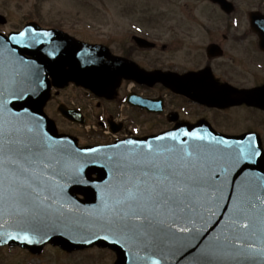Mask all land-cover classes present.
<instances>
[{
    "label": "water",
    "instance_id": "95a60500",
    "mask_svg": "<svg viewBox=\"0 0 264 264\" xmlns=\"http://www.w3.org/2000/svg\"><path fill=\"white\" fill-rule=\"evenodd\" d=\"M33 30L49 35H40L37 43ZM23 32V37L0 34V147L12 141L43 144L48 167L39 170L38 199L25 211L0 166V246L40 253L47 242L67 250L98 245L116 252V264H264V151L256 135L227 136L208 125L183 124L156 136L81 148L73 137L59 134L43 111L52 83L70 81L104 95L121 77L159 78L209 104L239 100L262 108L264 88L210 92L213 87L190 77L144 76L124 61L105 60L101 48L55 31L27 27ZM136 100L131 99L149 107ZM61 110L75 118L73 111ZM253 148L259 155H248ZM241 154L247 158L237 161ZM144 155L178 160L194 177L191 194L175 214L149 212L147 221L126 217L129 202L121 192L140 167L134 160ZM125 223L136 227L125 229ZM24 235L30 243L10 238Z\"/></svg>",
    "mask_w": 264,
    "mask_h": 264
},
{
    "label": "flooded vegetation",
    "instance_id": "af4514ba",
    "mask_svg": "<svg viewBox=\"0 0 264 264\" xmlns=\"http://www.w3.org/2000/svg\"><path fill=\"white\" fill-rule=\"evenodd\" d=\"M7 1L21 8L22 2L28 0H0V4ZM62 1L67 2L59 0L58 3ZM222 1L194 0L183 3V9H180L179 0H166L163 9L119 11L121 15L113 17L108 41L79 38L69 32L62 15L58 18L61 20L54 22L55 12L50 18L52 21L46 20L40 3H30L31 12L18 17L17 20L24 18L12 30L19 31L27 23H36L44 28L71 33L84 42L101 45L109 49L110 56L105 59L124 61L147 73L161 71L167 79L170 78L168 75L186 79L193 74L195 81L200 80V86L214 88L210 92L225 89L252 92L264 87V36L253 25L254 20L264 15V0ZM0 13L8 17L7 20L11 18L5 8L0 7ZM5 27L6 20H0V29ZM67 88L84 91L73 83ZM61 91L56 90L55 96ZM130 95L134 99L141 98L136 101L149 100V108L132 105ZM93 97L97 108L105 107L103 113L96 116V127L101 131H127L126 137H139L157 134L179 123L205 122L217 131L230 134L254 131L264 143V131L261 132L259 127L242 131L220 128L230 117L233 118L232 112L241 108L264 115L263 109L244 102L208 105L161 80L149 84L122 79L110 99ZM81 109L87 122V112L84 107ZM67 121L82 128L79 123Z\"/></svg>",
    "mask_w": 264,
    "mask_h": 264
},
{
    "label": "rangeland",
    "instance_id": "374dc122",
    "mask_svg": "<svg viewBox=\"0 0 264 264\" xmlns=\"http://www.w3.org/2000/svg\"><path fill=\"white\" fill-rule=\"evenodd\" d=\"M58 1L28 0L27 2H22L21 8L14 5L13 2L1 3L0 7L5 8L7 13H11V18L8 20L9 25L4 30H10L20 23V20L24 17L19 20L17 18L24 13H29L31 7H28V5L30 3H40L46 20L52 21L50 18L57 12V16L52 18L53 21L66 20V25L70 27H68L69 32L78 35L79 38L89 41L97 39L108 41L109 36L112 34L110 27L113 25V17L121 15L118 13L119 11L158 10L166 6V0H66L67 2L62 1L59 3ZM179 1L180 9H183V3L194 2V0ZM7 10L11 11L8 12ZM63 14L65 17H63ZM61 15L62 18L58 19ZM13 16L15 17L13 18ZM249 80H251V77ZM252 81L250 82L252 83ZM84 95L85 93L80 90L65 88L45 106V111L50 118L54 119L59 132L74 135L78 138L80 145L110 140L107 136H102L99 130L86 132L82 128L72 126L61 116L57 109L60 101L87 104L84 108L87 112L88 123L97 126L96 116L102 114L105 107L97 108V101ZM232 113L233 118L230 117L220 128L226 129L225 131H242V129L246 128L257 130V127H259L261 132L264 131V126L262 125L264 123V115L260 112L241 108ZM115 259L116 255L113 251L98 247L67 252L59 246L46 244L40 254H33L31 251L19 247L0 248V264H114Z\"/></svg>",
    "mask_w": 264,
    "mask_h": 264
},
{
    "label": "snow or ice",
    "instance_id": "6c2138e0",
    "mask_svg": "<svg viewBox=\"0 0 264 264\" xmlns=\"http://www.w3.org/2000/svg\"><path fill=\"white\" fill-rule=\"evenodd\" d=\"M256 29L264 33V18L253 21ZM34 41H39V36H48V32L35 34ZM21 37L24 32L19 33ZM12 39H15L13 36ZM169 135H173L169 133ZM189 135V133H185ZM203 139V137H197ZM173 139L175 136L173 135ZM131 144L133 141H127ZM45 146L33 141H12L7 147H0V166L5 171V179L10 181L13 193L18 202V206L22 205L23 210L27 211L35 205L38 197L36 193L40 186L41 176L39 170L47 168L45 163ZM89 151H94L89 149ZM243 150H241V153ZM259 155L253 148L248 154ZM247 158L242 154L235 159ZM134 163L140 167L134 169L131 180L126 181L121 192V199L129 202V211L126 217L133 220L147 221L146 213H155L159 215L161 212H171L182 209L183 201L191 194L189 183H195L194 177L187 171H182L183 164L178 160L157 159L149 155H144L139 159H135ZM125 229L131 230L135 225L125 223ZM186 230V229H182ZM11 239H20L22 241L31 242L27 235L10 237ZM107 239V237H104ZM239 240L240 238L237 237Z\"/></svg>",
    "mask_w": 264,
    "mask_h": 264
}]
</instances>
